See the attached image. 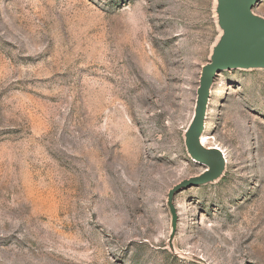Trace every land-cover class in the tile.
<instances>
[{
  "label": "rangeland",
  "instance_id": "1",
  "mask_svg": "<svg viewBox=\"0 0 264 264\" xmlns=\"http://www.w3.org/2000/svg\"><path fill=\"white\" fill-rule=\"evenodd\" d=\"M216 0H0V264H264V69L225 70ZM264 19V0L252 8Z\"/></svg>",
  "mask_w": 264,
  "mask_h": 264
},
{
  "label": "water",
  "instance_id": "2",
  "mask_svg": "<svg viewBox=\"0 0 264 264\" xmlns=\"http://www.w3.org/2000/svg\"><path fill=\"white\" fill-rule=\"evenodd\" d=\"M261 0H216L217 25L222 34L213 47L210 61L202 67L196 103L191 123L184 135L188 156L202 165L204 171L175 185L167 195V206L172 216V240L177 221L174 196L185 188L203 186L218 180L225 168L223 153L218 148L201 144L210 89L218 72L225 70L264 69V19L252 13Z\"/></svg>",
  "mask_w": 264,
  "mask_h": 264
},
{
  "label": "bare ground",
  "instance_id": "3",
  "mask_svg": "<svg viewBox=\"0 0 264 264\" xmlns=\"http://www.w3.org/2000/svg\"><path fill=\"white\" fill-rule=\"evenodd\" d=\"M211 91V90H210ZM211 93V92H210ZM206 115H207V110H206ZM205 119H206V116H205ZM206 143H207V138L205 136L202 135L201 137V144L204 146V147H207L206 146ZM224 153V152H223ZM224 156V155H223ZM225 159V158H224ZM226 162V160H225Z\"/></svg>",
  "mask_w": 264,
  "mask_h": 264
}]
</instances>
